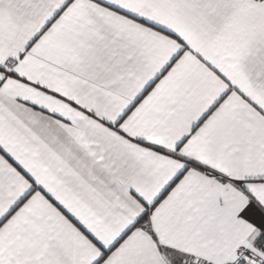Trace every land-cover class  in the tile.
<instances>
[{"label": "snow or ice", "instance_id": "1", "mask_svg": "<svg viewBox=\"0 0 264 264\" xmlns=\"http://www.w3.org/2000/svg\"><path fill=\"white\" fill-rule=\"evenodd\" d=\"M0 264H264V0H0Z\"/></svg>", "mask_w": 264, "mask_h": 264}]
</instances>
